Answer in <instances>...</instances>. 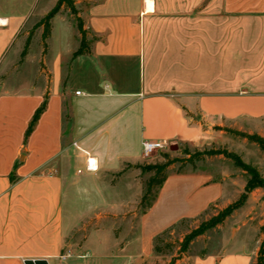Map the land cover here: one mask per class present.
<instances>
[{
	"label": "crops",
	"instance_id": "1",
	"mask_svg": "<svg viewBox=\"0 0 264 264\" xmlns=\"http://www.w3.org/2000/svg\"><path fill=\"white\" fill-rule=\"evenodd\" d=\"M56 2L37 15L27 4L24 13L0 16V74L31 18L42 19ZM74 6L85 54L72 59L81 38L75 17L62 8L45 47L26 49L21 68L29 76L0 88V264L145 261L157 234L215 206L226 183L204 173L167 176L140 216L136 237H125L115 222L90 228L72 254L65 243L94 220L135 213V189L137 198L142 187L120 172L145 166L142 143L169 148L244 122L264 126V0H76ZM36 32L41 37L42 29ZM116 175L118 182L107 180ZM156 210L165 215L155 229L146 227ZM185 261L255 264L256 253L231 248Z\"/></svg>",
	"mask_w": 264,
	"mask_h": 264
},
{
	"label": "rangeland",
	"instance_id": "2",
	"mask_svg": "<svg viewBox=\"0 0 264 264\" xmlns=\"http://www.w3.org/2000/svg\"><path fill=\"white\" fill-rule=\"evenodd\" d=\"M50 2L51 0H0V16L24 13L27 10V4H30V10L33 11L34 15H37ZM38 22L37 17L33 16L28 26L18 36L15 43V46L18 47L17 54L12 58L11 66L0 74V88L19 85L32 72L29 69L21 68L23 63L21 54L27 43L32 46L35 52L37 50L41 51L45 47L42 37H39L34 29ZM59 27V23H57L55 33L59 30ZM12 54L13 51L9 52L7 59ZM246 136H257L264 140V126L260 129L258 124L244 122L232 128L215 129L202 142L173 144L169 148L157 151L146 158V162L143 163L145 165H157L169 161L171 164L166 170V176L204 173L209 175L211 180H223L227 185V191L223 192L221 201L217 202L215 206L209 207L194 218L183 219L157 234L152 240L151 254L147 256L145 261L139 263L135 261V264H181V260L185 261L195 255L217 253L231 248L255 250L257 254L262 241L260 228L264 225V191L261 189L254 190L249 194L244 206L233 212L221 225L195 238L186 252L181 251V243L187 235L211 218L217 217L223 209L234 203L242 194L249 176L236 166V160L254 169L260 178L264 180V153L256 144L245 138ZM164 156H167V158ZM139 167L135 166V169L124 168L120 172L121 176L123 174L133 175L135 186L142 187L141 196L137 198V190L135 189V213L129 212L123 215L121 219L106 220L104 222L102 220L92 221L86 228L82 227L71 239L67 240L65 252L72 254L73 250L80 246L89 229L99 227L102 224L110 225L116 222L114 228L119 229L125 237L130 238L133 235L136 237L139 218L146 208L152 204L159 190L156 186H153L143 206H140L146 183L153 176V173L142 172ZM117 177L116 175L107 180L115 183L119 181ZM66 208V220L68 221L69 205H66ZM163 215L165 214L159 213L158 210L154 211L150 221H146V227L154 226L155 229L157 220L162 218ZM146 229L148 230V228ZM157 236L160 239L157 246L163 253L161 255H156L152 251L153 241ZM139 252L140 250H135V258H138Z\"/></svg>",
	"mask_w": 264,
	"mask_h": 264
},
{
	"label": "trees",
	"instance_id": "3",
	"mask_svg": "<svg viewBox=\"0 0 264 264\" xmlns=\"http://www.w3.org/2000/svg\"><path fill=\"white\" fill-rule=\"evenodd\" d=\"M62 8L64 10H68L71 13V15L75 17L77 31L81 38L79 48L72 54V59H75L76 57L85 54V50L87 48L88 42L86 41V33L83 30L82 21L77 17V11L75 9L73 0H57L53 8L42 19L39 20V22L35 25L34 29L35 30H37L38 28L42 29L41 37L43 41L45 42L50 37L51 22ZM28 46L29 45L27 43L21 54L22 57L25 56L26 49ZM45 108H46V100H44L41 106L35 111L33 118L26 130L24 141L27 140L28 136L33 131L39 117L45 111ZM245 138H247L251 143L256 144L259 147V149L264 153V140L263 139L257 136H246ZM164 157L167 158V156H164ZM170 164L171 163L167 161L163 164L145 165V166L139 167L142 172L153 173V176L150 177L146 183L145 193L141 198L140 206H143L145 200L150 195L153 186H156L158 189L162 186L164 180L167 177L166 170L170 166ZM235 164L238 168H240L242 171H244L249 176V179L246 182V185L243 189L242 194L239 196V198L234 203L228 205L225 209H223L217 217L211 218L209 221L204 223L201 227L197 228L196 230L191 232L189 235H187L181 243L182 252H186L190 243L195 238L202 236L208 230L221 225L225 221V219H227L233 214V212L243 207L249 194H251L254 190L261 189L264 191V180L260 178V176L257 174V172L254 169L242 164L238 160L235 161ZM260 232L262 234V241L259 245V248L256 254L255 264H264V225L260 228ZM159 240H160L159 236H157L153 241L154 243L153 252L156 255L163 254L161 249L157 246V243L159 242Z\"/></svg>",
	"mask_w": 264,
	"mask_h": 264
},
{
	"label": "built area",
	"instance_id": "4",
	"mask_svg": "<svg viewBox=\"0 0 264 264\" xmlns=\"http://www.w3.org/2000/svg\"><path fill=\"white\" fill-rule=\"evenodd\" d=\"M167 148V145L160 143V142H144L142 143V152L144 157H149L151 156L153 153L157 152V151H163ZM86 169L90 170L91 166L90 163L88 162L86 165ZM66 257H68V255L62 256L61 259H65Z\"/></svg>",
	"mask_w": 264,
	"mask_h": 264
},
{
	"label": "water",
	"instance_id": "5",
	"mask_svg": "<svg viewBox=\"0 0 264 264\" xmlns=\"http://www.w3.org/2000/svg\"><path fill=\"white\" fill-rule=\"evenodd\" d=\"M26 264H46L44 261L27 262Z\"/></svg>",
	"mask_w": 264,
	"mask_h": 264
},
{
	"label": "bare ground",
	"instance_id": "6",
	"mask_svg": "<svg viewBox=\"0 0 264 264\" xmlns=\"http://www.w3.org/2000/svg\"><path fill=\"white\" fill-rule=\"evenodd\" d=\"M0 23L2 24L3 22L0 21ZM3 24H4V23H3ZM90 166H91V168H93V164H92V163H90Z\"/></svg>",
	"mask_w": 264,
	"mask_h": 264
}]
</instances>
